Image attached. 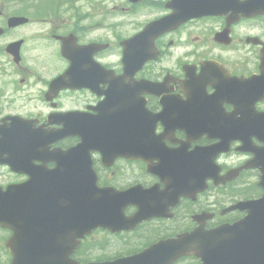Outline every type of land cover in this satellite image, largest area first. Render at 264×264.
<instances>
[{"label": "flooded vegetation", "instance_id": "af4514ba", "mask_svg": "<svg viewBox=\"0 0 264 264\" xmlns=\"http://www.w3.org/2000/svg\"><path fill=\"white\" fill-rule=\"evenodd\" d=\"M104 3V0H0V137L10 128V117L44 121L42 91L38 96L28 95L25 90L31 72L36 70L38 62L45 65L62 60L58 56L62 38L76 36L78 44H85L90 21L105 16ZM229 15L231 13L191 21L171 38L170 35L161 37L155 43L157 58L149 61L134 76L135 81L164 83L166 92L146 95L144 100L145 108L153 115L166 110V116L156 120L154 127L158 134L165 130L173 131L163 137L165 145L171 149H176L179 144H187L188 152H191L196 148L217 145V140H210L205 135L197 137L195 132L221 129L244 131L246 134L242 137L246 141L254 147H261L254 133L261 131V125H264L261 123L264 100L261 101V84L255 81V77L261 75L264 16L248 20L241 18L228 26ZM227 27L229 43L216 42L215 36ZM15 46L16 61L8 52L14 50ZM42 50L49 51L50 58L45 57ZM37 51H40L39 60L32 56ZM114 54L118 59L115 67L120 72L122 51L119 45ZM74 142L67 141L64 148L71 147ZM240 146L238 141H231L228 145L230 153L235 152L243 158L235 167L255 156L253 152L242 155L236 152ZM228 157L229 154L220 155L217 159L222 161ZM4 159L5 156L0 157V160ZM126 163L136 167L138 162ZM48 167L52 168L51 165ZM101 171L106 179L107 170L101 168ZM246 172L253 174L255 181L259 179L258 170ZM144 173L147 179L154 178ZM130 174L132 177L133 173ZM25 180V176L15 175L8 167L0 165L1 192H6L10 184ZM116 180L121 181V177ZM242 191L252 194L248 186H244ZM215 221L217 219L208 221L206 228H212ZM198 223L201 224L202 220H198ZM196 225L192 218L189 230ZM42 231L45 235L50 232L49 228ZM53 232L59 233L60 228L55 226ZM13 236L12 230L0 228V264H10L12 261L7 243Z\"/></svg>", "mask_w": 264, "mask_h": 264}, {"label": "rangeland", "instance_id": "374dc122", "mask_svg": "<svg viewBox=\"0 0 264 264\" xmlns=\"http://www.w3.org/2000/svg\"><path fill=\"white\" fill-rule=\"evenodd\" d=\"M119 4H120L119 1H117L116 5H114L111 1L106 0L107 12L110 13L111 15L120 14ZM96 21L97 20H95V19L90 21V25H96ZM119 21H123L124 23H126V25L123 27L116 28V29H114L110 25L114 22H119ZM143 21H145V18L138 17V16H136L135 13H132L130 18H128L127 16H125V14L123 12H121V17L118 15L111 20H105L104 21V24H105L104 30L90 32L89 39H102L104 41H107L108 43L114 44L117 40L118 33H120L121 36L125 38L126 36H129L130 34H132L135 31V29H136L135 25L140 24ZM112 44H111V46H113ZM114 47L115 46H113V48ZM115 61H117V60L114 58V56L112 54L107 56V59H106L107 64H113ZM122 171H124V170L122 169ZM95 244H99V242H95ZM106 245L108 247H106L107 251L105 254L115 255V254L120 253V251L117 249V247L113 246L112 244L106 243Z\"/></svg>", "mask_w": 264, "mask_h": 264}, {"label": "water", "instance_id": "95a60500", "mask_svg": "<svg viewBox=\"0 0 264 264\" xmlns=\"http://www.w3.org/2000/svg\"><path fill=\"white\" fill-rule=\"evenodd\" d=\"M124 64H125V70L126 71H129V72H133V67H132V64L130 63V58L129 56H126L125 57V61H124ZM110 118V115L107 114L105 117H103V119L100 120V123L101 125H105V120L109 119ZM166 252H170L169 250H166ZM173 257H169V259H172Z\"/></svg>", "mask_w": 264, "mask_h": 264}]
</instances>
